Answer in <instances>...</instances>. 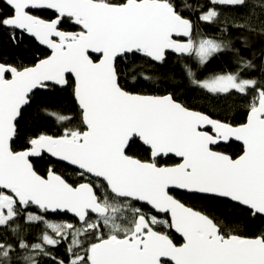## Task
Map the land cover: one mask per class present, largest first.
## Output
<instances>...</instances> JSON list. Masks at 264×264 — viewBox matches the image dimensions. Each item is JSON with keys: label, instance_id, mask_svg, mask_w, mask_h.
I'll return each mask as SVG.
<instances>
[{"label": "snow or ice", "instance_id": "6c2138e0", "mask_svg": "<svg viewBox=\"0 0 264 264\" xmlns=\"http://www.w3.org/2000/svg\"><path fill=\"white\" fill-rule=\"evenodd\" d=\"M4 3L0 31L17 47L34 40L49 54L31 65L0 59V264H264V231L229 230L172 194L233 202L264 218V53L257 63L230 40L197 38L190 19L215 23L223 9H247L231 26L264 39V0H209L207 9L198 0ZM242 43L249 49L247 37ZM225 52L235 71L203 80L192 65L184 71L217 102L236 97L242 122L213 118L172 92L139 93L122 83L128 58L162 68L172 53L203 66ZM126 67L133 79L154 78L134 62ZM55 88L72 89L78 117L45 109L61 132H37L17 150L25 111L41 90ZM233 141L240 153L218 150ZM137 144L146 156L132 151ZM45 156L75 166L79 181L52 169L41 175L34 160ZM61 215L72 219H51ZM33 226L41 228L35 242ZM61 246L67 260L56 254Z\"/></svg>", "mask_w": 264, "mask_h": 264}, {"label": "trees", "instance_id": "16d2710c", "mask_svg": "<svg viewBox=\"0 0 264 264\" xmlns=\"http://www.w3.org/2000/svg\"><path fill=\"white\" fill-rule=\"evenodd\" d=\"M200 6L207 9L210 7L209 0H198ZM249 3H260V0H248ZM177 3H193V0H177ZM4 0H0V11H7ZM220 19L215 23L201 22L197 15H191L190 19L194 24V32L197 38L205 36L216 38L219 40H230L235 48L241 50V54L246 58H252L253 54L259 57L264 53V39L253 37L251 33L243 32L233 28L231 25L234 21H239L242 14L248 12L247 9H223ZM187 15V13H185ZM220 29H226L221 31ZM76 30V29H69ZM249 40V49H245L242 40ZM49 51L41 47L34 40H27L19 47L13 45L9 39L7 32L0 31V59L15 61L25 65H31L39 58L48 55ZM135 63L138 72H145L152 75L151 80L133 79L127 75L129 69L128 64ZM192 65L198 79H205L213 74H222L235 71L237 65L235 57L231 52H225L214 56L206 65L197 66L192 59L181 57L176 54H169L167 63L161 68L146 63L136 58H128L121 62V67L125 68L126 78H122V83L129 91L149 94H165L167 92L175 93L183 102L195 110L206 112L213 118H227L233 122H242L245 120V106L243 104H235L237 98L233 97L231 101H220L213 99L204 91L198 89L186 77L184 66ZM259 79V74H254ZM58 113L64 116H70L74 120L78 117L79 107L73 95L71 88H55L52 90L40 91L34 98L30 108H28L18 124V137L15 139L13 146L20 150L30 136L37 132H46L48 134H59L62 125L52 116L45 114ZM219 151L236 155L241 152V144L231 142L230 144L221 145ZM133 152L141 156H146L139 148L133 147ZM169 163L174 160L170 159ZM34 165L41 175H47L49 169L53 168L55 172L63 176L68 182L76 183L79 181L78 170L55 162L48 156L39 160H34ZM178 199L187 202L190 206L197 209H204L226 226L229 230H235L244 235H257L264 231V218H253L247 210L241 206L229 201H208L194 197L191 194L174 191L172 193ZM147 210V209H145ZM53 220L69 221L72 219L67 216H53ZM41 228L33 226L29 229L28 238L34 242L40 235ZM56 254L67 260L65 248L63 246L56 250Z\"/></svg>", "mask_w": 264, "mask_h": 264}, {"label": "flooded vegetation", "instance_id": "af4514ba", "mask_svg": "<svg viewBox=\"0 0 264 264\" xmlns=\"http://www.w3.org/2000/svg\"><path fill=\"white\" fill-rule=\"evenodd\" d=\"M231 143V142H230ZM230 143H227V144H230ZM221 145H226V144H221ZM135 147V149H137V148H139L142 152H144L143 151V149H142V147L139 145V144H137L136 146H134ZM177 192H179V191H177ZM183 193V192H182ZM162 219H167V217H161ZM161 230H163V231H166V232H169V234L172 236V238L175 240V241H177V242H179L180 241V237L178 236V235H176L174 232H170L167 228H161Z\"/></svg>", "mask_w": 264, "mask_h": 264}, {"label": "water", "instance_id": "95a60500", "mask_svg": "<svg viewBox=\"0 0 264 264\" xmlns=\"http://www.w3.org/2000/svg\"><path fill=\"white\" fill-rule=\"evenodd\" d=\"M41 46V45H40ZM41 47H43V48H45L44 46H41ZM46 49V48H45ZM48 50V49H47ZM49 51V50H48ZM170 54H172V53H170ZM177 55V54H176ZM41 91H43V90H41ZM15 139L16 138H14V141H15ZM233 142H236V141H233ZM236 143H239V144H241L240 142H236ZM48 157H50V156H48ZM51 159H53L55 162H57V163H59V164H63V165H66V166H69V167H72V168H74V169H76V170H78L75 166H72V165H70V164H68L67 162H64V161H59V160H57L56 158H52V157H50ZM52 170H54L53 168H51ZM57 173V172H56ZM58 174V173H57ZM60 175V174H59ZM63 177V176H62ZM64 178V177H63ZM176 191H179V192H183V190H176ZM184 193V192H183ZM71 216V215H70ZM175 233V232H174ZM176 234V233H175ZM176 235H178V234H176ZM179 236V235H178Z\"/></svg>", "mask_w": 264, "mask_h": 264}]
</instances>
